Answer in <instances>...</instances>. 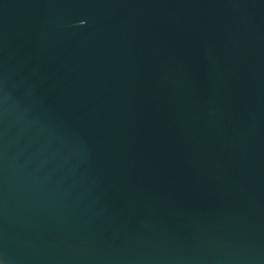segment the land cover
Instances as JSON below:
<instances>
[{
    "label": "water",
    "instance_id": "95a60500",
    "mask_svg": "<svg viewBox=\"0 0 264 264\" xmlns=\"http://www.w3.org/2000/svg\"><path fill=\"white\" fill-rule=\"evenodd\" d=\"M0 264H264V0H0Z\"/></svg>",
    "mask_w": 264,
    "mask_h": 264
}]
</instances>
